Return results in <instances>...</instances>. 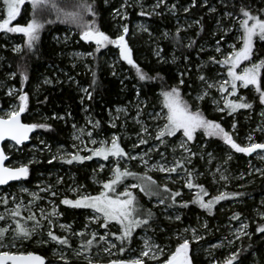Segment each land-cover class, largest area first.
<instances>
[{"label":"trees","instance_id":"trees-1","mask_svg":"<svg viewBox=\"0 0 264 264\" xmlns=\"http://www.w3.org/2000/svg\"><path fill=\"white\" fill-rule=\"evenodd\" d=\"M56 2L64 11H74L76 10L74 6L83 0H56ZM86 2L92 5L95 22L102 31L113 38L120 34L118 24L116 25L117 21L113 18V10L120 5L122 0H86ZM242 6L252 14L264 15V0H164V3L160 4L155 12H145L151 13L150 15H140L142 11H138L137 7L126 10L128 17L122 21V24L128 26L126 38L132 49L134 61L149 76L155 77L159 74L160 77L147 81H140L135 70L123 61L119 62L112 71L107 65L106 56H101L102 50L95 52V46L92 43H85L80 39V29L72 24L60 23L54 11L35 13L36 18L44 23V28L40 33V40L31 50L26 47L24 37L20 33L7 32L12 39L20 38L21 48L19 51H13V49L4 46L5 38L1 37L3 32L1 31L0 77L3 72H10L13 77L9 83L21 87V73L27 76L23 82V90L29 97L26 112H32L34 117L25 112L22 114V121L50 125L47 129L38 128L35 130L34 134L41 133L39 140L32 139L29 143L21 145L22 153L13 154L11 159H20L28 154L29 151L26 150L28 144L35 143L37 148L47 147L50 151L56 146L68 148L71 123L80 124L83 122L82 111L84 108L94 124L99 122V126L94 127L93 130L96 135H107L116 130L106 124L107 111L112 112L116 106L128 105L136 97L143 103L144 111L157 108L163 99L160 95L161 91L168 90L173 86L180 88L181 95L192 109L193 104L197 102L193 100L190 102L189 97L197 93L200 86L204 84L199 77L203 75L207 80L214 78L217 68L214 69L212 62L209 61L212 49L210 47L204 49L205 45H212L214 41L220 39L222 44L226 40L232 41L233 30L227 31L225 35L222 30L232 26L235 24L234 20H239L242 17L240 13ZM185 9L188 10L185 11ZM226 13H231V15H226ZM33 14L31 6L26 2L22 6L21 14L12 22L11 26L16 23L22 26L26 25ZM136 18L144 20L146 31L137 32L132 28L131 22H134ZM47 21H52V23H47ZM182 21L184 23L180 24L182 25L180 27L179 23ZM69 28L73 30L70 37L64 42L59 41L57 36L60 37ZM152 44H156L155 50H159L158 57L154 55ZM254 46L256 55L253 59L256 61L264 58V42L254 41ZM106 49L114 52L116 47L108 45ZM71 50L93 53V57L85 60L87 67H84L82 61L75 67L69 65ZM68 75H72L73 78L68 79ZM181 79L184 81L183 84L180 83ZM76 84L84 86L92 94L91 99L87 96L80 99L81 95ZM253 92L254 98H251L252 94L248 89H240V93L245 97V102L252 106L247 109H238L231 115L211 109L208 96L200 100L199 109L206 117L220 123L226 131L232 130V134H242L250 128V131L254 132L256 112L262 104L259 102L258 95L255 91ZM7 101L8 97H3V91H0L1 106L2 104L6 105ZM59 116H62L63 119L55 118ZM233 124H235V128H233ZM258 139L260 140V137ZM40 140L42 144L38 145ZM200 140L206 142L205 149L212 151L213 155L217 157V162L226 163L231 173L236 174V172L245 170V164L247 165L250 159L249 156L230 151L220 138L205 137L203 131L199 130L195 133L192 142H200ZM48 159H50L48 153L42 154L39 161L27 165L30 176L24 181L30 183L32 173L38 167L51 165L47 162ZM197 164L198 158L195 157L192 159L190 168L197 169ZM124 180L135 182L130 178ZM156 183L157 186L164 187V185ZM198 183L208 186L203 179H199ZM169 187L167 185L169 192L163 190L162 199L165 200L164 204L169 207L178 206L180 220L164 219L158 207L151 205L152 200H146L137 189H133L136 190L137 196L146 210H151L153 213L149 226H141L135 232L143 229L158 243H170L171 246L176 247L177 239L172 235L173 230L178 231L181 227L187 226L195 229L196 232H202L200 222L205 220L206 227L212 228V232L207 238L214 239L223 231L222 226L236 220L232 217L237 215V218H245L248 222V232L247 235H243L233 242L231 252L239 250L237 260L233 264H264V233L256 232V228L260 224H264V219L259 218L256 211L264 209L260 202L261 199H264V170L258 173L253 172L243 179L233 181L228 187V192L239 193V195L228 197L227 203H221L222 200L217 202L211 213L200 208L197 204L191 203L190 201L193 200L191 195L182 190L179 191L180 195L175 198L176 202L173 204L171 192L178 190ZM197 190L199 191V189ZM184 202H189L187 207L181 206ZM16 219L20 221L19 217ZM133 236L127 241L118 242V248H124L123 253L119 252L121 258H124L125 252L135 245L136 241ZM88 238L90 237L86 235L80 236L77 244H84ZM94 240L98 239L94 238ZM70 242L76 243L77 241ZM196 246L195 243L190 244V256L193 264H209L213 261L216 264H223L226 259L224 258L226 254L224 247L215 249L212 255L204 258L202 254L195 252ZM31 252L45 256L47 264L52 261L51 257L47 256V248H32ZM69 264L87 263L81 258L74 257L69 260Z\"/></svg>","mask_w":264,"mask_h":264},{"label":"rangeland","instance_id":"rangeland-1","mask_svg":"<svg viewBox=\"0 0 264 264\" xmlns=\"http://www.w3.org/2000/svg\"><path fill=\"white\" fill-rule=\"evenodd\" d=\"M157 3L158 0H122L120 5L115 10H113V18L115 21H117L116 25L118 24L120 33L122 31V26L125 25L122 24V21L128 17L126 10L137 7L138 11L155 12L158 7L154 6ZM122 5H124V7H121ZM116 10H119L121 14L126 13V18L121 19V16L116 15ZM3 18L4 4L3 0H0V19ZM261 18H264V15L261 16ZM84 19L86 21H90L93 19L95 20L94 16L91 13H85ZM234 21L235 24L238 23V20ZM131 23L132 28L137 30V32L147 29L146 23L142 18H136L134 22L132 21ZM182 23H184V21L180 22L179 25ZM235 24H232V26L227 28L233 30L234 32L232 41L226 40V42L222 44L220 42V39L214 41L212 45H205L204 49H208L210 47L212 49L211 56L215 57L217 60L221 59L222 55H226L232 50L230 45L235 43L237 47L240 46L239 42L236 40V37L240 35L239 24ZM180 27H182V25H180ZM1 31L3 30H0V32ZM71 33H73V30L69 28L67 29V31L62 33L60 37L57 36V38L60 39L59 41L64 42L70 37ZM222 33L223 35H225V29L222 30ZM1 37L5 38V43L3 45L13 49V51H16L15 49L17 48H21V44L19 42L20 38L12 39L5 31L2 32ZM126 40L128 42L127 38ZM257 40L258 39L254 38V41ZM218 41L219 46L221 47L220 53H217L215 51ZM152 45L154 55L158 57L159 55H157V53H159V50H155L156 44ZM106 47L101 49L102 54H99H101V56H106L107 65L112 69V71H114L118 63L122 61L119 58V50L116 48L115 51L112 52L108 51ZM70 53V62L68 63L72 67H75L81 61L83 62L84 67H87L85 60L87 58L93 57V55H87V53L91 52L71 50ZM76 53H82L84 55L77 56L75 55ZM253 62H255L254 59ZM247 63L248 62L242 63L240 67H244ZM212 64L214 69L215 67H217L215 70V77L208 79V81L214 82L220 81L221 79H226V67H222L221 65L216 63ZM12 77L13 74L10 72L1 73L0 91H3V97H8V101L6 105L2 104L1 106L0 104V116L4 115L12 107L18 104L16 96L21 87L9 83ZM70 78H73V76L68 75V79ZM10 88L16 90V92L11 96L7 94ZM77 88L79 89L81 95L80 99H82L83 96H86L85 92L82 91V89L86 88L80 85H77ZM240 89H238L236 96L228 98L239 100V97L242 96V94L240 93ZM205 90H207V92L209 93L207 96L209 98L211 109L216 110L218 106L222 108L223 101L221 99V94L216 90V88L207 89V85L204 83L200 86V89L197 93L189 97L190 102H197L193 104L192 110L195 111L197 107H199L198 103L200 102V100H197L196 97L203 94ZM248 90L250 91V94H252L251 98H254V89H252L250 86ZM214 101H217L218 104L214 103ZM85 110L86 108H84V110L82 111L83 122H81L80 124L71 123L72 128L68 148L63 146H56L50 151V149L47 147L37 148L35 146V143L28 144L26 148V150L29 151L28 154L22 156V158L20 159H11L13 157V154L15 155L18 153H22L21 146H16L12 142H7L5 144V150L8 155L7 165L10 167H19L21 164L29 165L34 161H39L41 159V155L46 153H48L50 157L47 162L51 163V165L47 167H38L37 169H35L32 173V179L30 180V183H27L24 180H20L7 186L0 187V215H5L6 217L5 220H0V227H7L9 229L15 227L13 219L8 216V213H10L12 209L16 208L17 205H20L19 218L22 224H26V226L31 229L34 222L25 221L24 219L30 214V212L31 214L35 215L36 219L40 222V227L35 229L29 239H15V246H11V244L13 243L14 233L12 231H8L7 233H5L4 243L10 245V247L0 250H10L12 252L26 253L31 252L32 248L44 247L47 248V256L51 257L52 259V261L48 264H65L64 260L59 258L61 253H63L67 258L68 264L69 260L74 257L81 258V260L85 261L88 264V259H86L87 257L91 259L92 264H95L108 262L110 260H128L137 258L140 256L141 251L144 250V241L145 239H147L151 243L159 245L164 249V254L159 257V260L162 264V261L166 259L169 252L175 249V247L171 246L170 243L160 244L152 236H150L148 232L140 229L136 232L134 231L135 233L133 232L134 236L132 234L136 241L135 245L125 252L124 258H121L119 255L120 248H118V242L120 243L121 241L117 240L115 236L111 235V233L119 234V225H117L115 222H110L106 228H102L100 227V224L103 223L102 220L92 222L89 219V217L93 215L91 209L72 208L60 203V201L64 198L74 200L77 198L78 194L97 195L101 191L102 182L111 178L112 168L117 165V158L109 157L108 160H104L100 157H92V159H86L82 162L73 161V163L71 164L66 163L65 161L67 159H70L71 154L79 153V155L81 156L91 155L89 149L99 147V142L101 141L110 144L111 137L113 135L119 138L120 146L126 153H128L130 156L137 157V159L135 160L120 158L118 163L121 169L127 167L129 170L134 171L140 175L145 174V165L141 163V160L139 158L141 156L144 160L148 161L149 168H151L153 164H163L166 167H170L173 166L177 160L184 161L183 166L181 168H178L174 173L160 172L157 169H151L150 171H147V175H150L160 185H168L170 186V189L173 188L174 190L178 191L182 190L184 193L191 195L192 199L198 192V190L195 187L192 189L185 187V181L188 171L192 173L195 184H197L199 179H203L206 181L208 186H205L204 183H200V185H203L204 189L208 193V196L204 197L205 201H207L212 196L218 195L221 192L229 193L228 187L232 184L233 181L243 179L244 177H246V175L248 176L253 172L258 173L264 170V158H261L264 157V150H257L256 153L247 155L250 157V159L248 160L247 165L245 164V170L238 173L236 172V174H234V172L231 173L225 162H217V157L213 155L212 151L205 149L207 144L203 140H200V142L195 141L194 143L192 142L193 140L187 142L185 147L188 149V151H185L184 148L180 147V143L185 138H183L182 134L179 133L173 137H163L164 143H161L156 139V134L157 130L163 126L165 121L162 118H157L156 113H162L164 111L162 103L159 104L157 108H150L144 111L143 103L136 97L128 105L116 106L113 108L112 112L107 111L106 113L108 114V118L106 120V124L109 127L116 129L115 131H111L107 135L94 134V122L90 118L89 114L85 112ZM225 113L228 112L225 111ZM26 114L33 116L32 112H26ZM40 117L43 118V116ZM89 121H91L92 123H89ZM143 128H146L147 131H142ZM261 128H264V104H262V106L256 112V120L253 126L254 132H251L250 128L242 134H232V130H229V133L237 143L241 144V146H245L249 143V136L252 137V142L264 143V132L259 130ZM89 132H91V136L88 135ZM40 134V132H37L32 135L30 141L32 139L39 140L38 138L40 137ZM258 137H260V140L258 139ZM141 139L145 140L146 143L141 144ZM92 140L97 141V143H91ZM39 144H42L41 140L39 141L38 145ZM225 146L230 151H234L230 148V146L226 144ZM195 157L198 158V164L196 165L197 169H191L190 164L192 162V159ZM101 165H103V169H101ZM29 176L30 172L27 177ZM222 176L224 177L223 179L221 178ZM127 178L135 180V182L138 183V181L133 177ZM135 182L130 180H123L121 184H118L116 186L117 192L124 191L125 187L134 184ZM41 189H49V191H41ZM73 189H75L76 191H73ZM136 189L146 198V200H152L151 205L158 207V210L160 211L164 219H167L169 221L176 220L175 217L177 215L180 216L179 209L177 208L178 206L169 207L165 204L159 203V200L162 199L163 188L161 186H157V183L152 187V191L154 193L153 195H146L138 188ZM130 190L136 196L139 207L142 210H146V207L139 200L136 190ZM51 192H55L56 195L52 196ZM32 193H36V196L38 198L34 199L31 195ZM155 193H158V195ZM228 197L230 198V196ZM226 199L222 200L221 203H225ZM5 200L7 201V203L4 202ZM260 202L261 205L264 206V199H261ZM53 206H55L56 211L57 213H59V215L48 217L49 219H52L54 221L52 231L58 236L67 237L69 241H77L76 243L70 242V247L56 244L55 242L50 241L49 237L47 236V232L50 226L48 224V219L42 218V210L43 214L47 215L52 212ZM256 211L258 217L262 218L261 214H264V209H258ZM200 223L203 229L202 232L195 231L194 233L192 231L193 228L183 226L178 231L173 230L172 235L177 239L176 245L179 242H182V239H188L190 244L195 243L197 245V250L195 249V252H199L204 256V258L212 255L215 249H220L222 247H224L226 251L224 258L229 257L233 253L231 252V249L233 248V242L239 237L243 236L238 233L240 225L247 224L248 226V222L245 218H237L233 222L224 224L222 226L223 231L217 238L208 239L207 236L211 234L212 228L210 229L206 227L205 220H202ZM60 225H67L69 227L67 229H64L61 228ZM85 225H87V227H85ZM185 229H187V231H185ZM247 229L248 227L244 230L246 233L248 232ZM76 233H84V235L90 237L87 240L93 239L92 234L96 233L95 238H97L98 240L93 239V244L88 248L87 251H85L83 248H81L82 244H77L80 236L76 235ZM101 235L105 236V240L99 239ZM194 235L201 237V239L195 240L193 238ZM229 241H232V243H229ZM111 244H115L116 247L110 248ZM105 248H110V251L105 252ZM76 252H80V255L77 256ZM143 259L145 261V264H157V261L151 260L148 257H144ZM209 264L216 263L213 261Z\"/></svg>","mask_w":264,"mask_h":264},{"label":"snow or ice","instance_id":"snow-or-ice-1","mask_svg":"<svg viewBox=\"0 0 264 264\" xmlns=\"http://www.w3.org/2000/svg\"><path fill=\"white\" fill-rule=\"evenodd\" d=\"M27 3L31 5L33 10V17L28 20L26 25H20L16 23L14 26L12 22L17 19L21 14L22 6L26 4V0H3L4 4V18L0 19V30L9 33H20L24 37V43L26 47L31 50L35 43L40 40L41 30L44 28V23L35 16L36 12L43 11H54L57 14V20L60 23L72 24L80 29L79 36L84 42H90L95 45V52H99L101 49L105 48L107 45H113L119 50V58L125 61L132 69L135 70L136 76L140 81L159 79V74L152 77L145 73L139 65L134 61L132 49L126 40V35L128 33V26L123 25L120 34L116 35L114 38L106 34L100 29L96 24L95 20L86 21L84 19L85 13H91L95 15L92 5L88 4L86 0L76 4L74 11H64L56 0H27ZM164 0H158V3L154 7H159L163 4ZM121 7H124L122 5ZM188 9H185L187 11ZM240 13L242 18L237 22L239 24V33L236 40L239 42V47L236 44L230 45L231 51L226 55H222V58L217 60L215 57L210 56L209 61L226 67V79H221L220 81L209 82L207 78L201 75L199 78L207 85V89L216 88V90L221 94V99L223 101V107H217L216 110L219 112L227 111L229 115L238 109H247L252 105L245 102V97L240 96L239 100L229 99L228 97H234L237 94L238 89H249L251 86L255 93L258 95L259 102L264 104V58H260L253 62V57L256 55V49L254 46V38L261 42H264V18L260 15L252 14L246 7L240 8ZM151 13L141 12L140 15H150ZM116 15L121 16V19L126 18V13L121 14L119 10H116ZM226 15H231V13H226ZM47 23H52V21H47ZM142 27V26H141ZM145 31L147 29H144ZM231 29H225V31H230ZM179 31V30H178ZM223 39V37H222ZM190 46V45H189ZM19 51V49H15ZM217 53L221 52V47L219 46V41L217 42V47L215 49ZM75 55H84L82 53H76ZM87 55H93V53H87ZM159 55V53H157ZM187 59V57H185ZM248 62L244 67H240L242 63ZM239 69V70H238ZM94 75V74H93ZM183 75V74H182ZM27 79V76L21 73V88L16 96L18 104L12 107L4 115L0 116V141L6 139L14 141L16 145H21L24 141L29 139V133L33 132L35 129L43 128L47 129L50 125L45 123H24L21 120V114L25 113L28 108V94L23 91V82ZM48 83L49 81H45ZM181 84L184 83L183 79L180 81ZM230 88V90H229ZM86 96L91 99L92 94L87 91V89H82ZM16 92L15 89H9L8 95H13ZM209 93L207 90L203 94L196 97L197 100L204 99ZM160 95L162 96V113H156L157 118H162L165 123L162 127L157 130L156 139L161 143H164L163 137H173L175 135L182 134L185 138L181 143L180 147L184 148L185 151L188 149L185 147L187 142L194 139L195 133L198 130L203 131L205 137H217L220 138L224 144L230 146L237 153H243L245 155H250L256 153L257 150H264V143L252 142V137L249 136V143L245 146L237 143L232 135L221 126L220 123L209 119L205 114L197 107L193 111L189 103L183 98L180 92V88L173 86L168 90H162ZM217 103V101H214ZM57 119H63V117H55ZM89 123H92L89 121ZM99 122L97 121L93 127H98ZM235 128V124H233ZM264 132V128L259 129ZM142 131L146 132L147 129L143 128ZM91 136V132L88 133ZM91 143L96 144L97 141L92 140ZM100 146L89 149L91 155L81 156L79 153L71 154L70 159H67L66 163L82 162L86 159H92V157H100L104 160H108L109 157L117 158V165L112 168L111 178L102 182L101 191L97 195H79L76 199L64 198L60 201L61 204L70 206L72 208H86L91 209L93 215L89 217L92 222H97L102 220L103 223L100 227L106 228L110 222H115L119 225V234L111 233L115 238L121 242L128 240L132 237L133 232L140 228L141 226H149V222L152 219L153 213L151 210H142L139 205L136 196L130 189L138 188L141 192L146 195H153L152 186L156 185V181L147 175V171L151 169H157L160 172L174 173L178 168L183 166L184 161L177 160L173 166L166 167L163 164H153L151 168L148 167V161L144 160L143 157H139L141 163L145 165L146 172L143 175L130 171L127 167L121 169L119 166V159L126 158L130 160L137 159L136 156H130L124 151L120 146L119 138L115 135L111 137L110 144L101 141ZM140 143H146L145 140L141 139ZM211 155V154H209ZM230 158V157H229ZM264 158V157H261ZM8 157L5 155L4 151L0 149V185L7 184L9 181L20 180L22 178H27L29 175V168L27 165L21 164L19 167H9L5 166V161ZM55 159V157H54ZM103 169V165H101ZM127 177L135 178L138 183L131 184L125 187L124 191L117 192V185L121 184L123 180ZM224 178L223 176L221 177ZM59 182V181H58ZM185 187L192 189L197 188L199 191L193 197L191 203L197 204L200 208L205 209L209 213L213 206L226 199L228 196H236L239 193H224L221 192L218 195L212 196L207 201L204 200L205 196H208L207 191L204 189L203 185L195 184L193 180L192 173L187 172V178L185 181ZM164 192H169L170 190L165 185L163 187ZM26 191V189H25ZM41 191H49V189H41ZM73 191H76L73 189ZM158 195V193H155ZM33 198H38L36 193L31 194ZM52 196H55V192H51ZM180 195L179 191L171 192V198L173 204L176 202L175 198ZM7 203V201H4ZM160 204H164L165 200L160 199ZM189 202H184L181 206L187 207ZM30 212V210H29ZM59 215L57 213L55 206H53L52 212L44 215L42 210V218L48 219L49 230L47 236L49 240L55 242L56 244L62 246H68L69 239L67 237H62L56 235L52 231V226H54V221L49 219V216ZM262 219H264V214ZM8 216L13 219L15 225L14 228L0 227V249L8 248L10 245L5 244V233L12 231L14 233L13 243L11 246H15L14 241L17 238L29 239L36 228L40 227L39 220L36 219L35 215L30 214L24 218L25 221H33L31 229H29L26 224H22L16 217L20 216V205L12 209ZM143 216V218H141ZM5 215H0V220H5ZM176 220H180V216L175 217ZM232 219H237V215H234ZM61 228L67 229L69 226L60 225ZM87 227V225H85ZM247 224H241L238 229L240 235H247L244 231L247 228ZM187 231V229H185ZM195 233V229L192 230ZM257 233H264V224H260L256 228ZM76 235L82 236L84 233H76ZM107 235V233H106ZM93 239L96 233L92 234ZM195 240L201 239V237L194 235ZM93 239H89L84 244L81 245L85 251L93 244ZM100 240H105V236L101 235ZM46 242V241H44ZM232 243V241H229ZM111 247H116L115 244H111ZM110 248H105V252H109ZM120 252H124V248L120 247ZM238 252H233L229 257H227L223 264H233L237 260ZM151 253V255H150ZM164 254V249L159 245L151 243L149 240L144 241V250L141 251L140 256L128 260H113L109 264H145L144 257H148L151 260L157 261V264H161L159 257ZM79 256L80 252H76ZM60 259L64 260L65 264H68L67 258L63 253L60 254ZM88 259V264H92L90 258ZM0 264H45V258L41 255L35 254L33 252H12L10 250H0ZM162 264H193L190 256V242L188 239H182L175 249L170 251L166 259L162 261Z\"/></svg>","mask_w":264,"mask_h":264},{"label":"water","instance_id":"water-1","mask_svg":"<svg viewBox=\"0 0 264 264\" xmlns=\"http://www.w3.org/2000/svg\"><path fill=\"white\" fill-rule=\"evenodd\" d=\"M21 120H22V114H21ZM22 122H23V121H22ZM24 123H26V122H24ZM34 132H35V130H34L33 132L29 133V139H28L27 141H24L21 145L29 143L30 138H31V136L34 134ZM7 142H12L13 144H15V142H14V141H11V140H8V139H6V140H4V141H0V149H2V150L4 151V153H5V155L8 157V155H7V153H6L5 149H4V145H5ZM15 145H16V144H15ZM21 145H16V146H21ZM7 161H8V159L5 161V166H8V165H7ZM9 167H10V166H9ZM24 179H25V178H22V179H20V180H24ZM20 180L9 181L7 184L0 185V187L7 186V185H9V184H11V183H14V182H17V181H20ZM26 253H27V252H26ZM33 253L38 254V255H41L42 257L45 258V256H43V255L40 254V253H37V252H33ZM122 260H125V259H122ZM110 261H113V260H110ZM110 261H108V262H102V263H95V264H109ZM45 264H47V262H46V258H45Z\"/></svg>","mask_w":264,"mask_h":264}]
</instances>
